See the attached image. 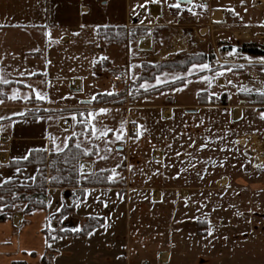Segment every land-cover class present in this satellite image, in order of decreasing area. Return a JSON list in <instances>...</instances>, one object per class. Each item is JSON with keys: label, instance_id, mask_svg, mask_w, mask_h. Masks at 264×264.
<instances>
[{"label": "crops", "instance_id": "0c3cea01", "mask_svg": "<svg viewBox=\"0 0 264 264\" xmlns=\"http://www.w3.org/2000/svg\"><path fill=\"white\" fill-rule=\"evenodd\" d=\"M177 3L0 0V85L15 84L9 94L0 86V181H33L37 167L19 170L11 162L33 152H61L77 115L85 114L91 133L76 145L95 154L79 163L80 175L110 170L111 180L121 182L83 190L48 187L39 196L43 209L28 215L16 210L0 223V264H238L247 255L246 241L230 232L241 221L242 205L256 210L247 222L262 224L257 210L264 183L249 182L247 173L264 178V118L238 97L264 95V58L234 45L264 44V0H190L171 7ZM103 29L146 34L110 44L99 36ZM209 52L215 56L210 64L165 72L153 83L183 78L181 86L135 95L128 111L92 105L99 94L117 93L113 76L134 79L142 64ZM200 80L189 98L176 96ZM201 92L217 102L199 105ZM216 111L245 125L234 143L219 145L215 121L201 117ZM129 122L138 127L135 135L127 136ZM233 146L240 156L245 149L263 156L259 170L246 171L240 157L239 171L248 176L240 184L230 176ZM90 219L98 223L90 225ZM87 227L84 236L47 240V233ZM257 239L252 231L250 241Z\"/></svg>", "mask_w": 264, "mask_h": 264}, {"label": "trees", "instance_id": "16d2710c", "mask_svg": "<svg viewBox=\"0 0 264 264\" xmlns=\"http://www.w3.org/2000/svg\"><path fill=\"white\" fill-rule=\"evenodd\" d=\"M146 34L145 29H135V33H126L123 29H106L100 32L99 36L110 44H120L129 39H135L138 35ZM115 36V37H113ZM240 53L253 57L264 58V44L256 43H236L234 45ZM233 46V47H234ZM232 46L230 48H233ZM215 59L212 52L207 54L192 55L179 54L172 60L155 65L142 64L141 73L136 79L139 86L144 82L153 83L158 76L165 72H186L192 65H208ZM184 83L183 78L159 85L147 91L155 93L164 90H170ZM1 88L10 89L15 86L14 83L0 85ZM124 94V93H123ZM123 94H99L92 100L93 106L119 105L124 103ZM208 95L201 92L197 96V102L200 105L216 103L215 98L210 97L205 103L203 98ZM241 99L246 100L248 105L256 106L264 116V95L261 93H239ZM78 125L75 126L74 134L69 138L68 144L64 150L58 153L53 152H33L25 160L11 162L10 166L19 170L35 166L38 168V174L33 181L19 184L16 181H0V223L11 218L13 213L18 210L23 215L31 214L37 209H43L44 203L39 196L45 195L48 187L55 189H64L69 187L86 188H106L119 185L121 182L112 181V171L96 172L92 175L81 176L79 173V163L84 160L92 159L95 150L86 151L76 145L77 139L89 136L91 133L90 124L87 115H77ZM52 160V163H49ZM80 191L79 194H81ZM93 226L98 223L97 220L90 219ZM91 230V227L79 231H59L47 233V240L52 241L64 236H84ZM201 233V235H205Z\"/></svg>", "mask_w": 264, "mask_h": 264}, {"label": "rangeland", "instance_id": "374dc122", "mask_svg": "<svg viewBox=\"0 0 264 264\" xmlns=\"http://www.w3.org/2000/svg\"><path fill=\"white\" fill-rule=\"evenodd\" d=\"M119 76H122V75H119ZM137 77H138V75L134 79L129 78V85L128 86L119 85V87L115 88L116 92H117L116 94H123L124 93L123 97H122L124 99V103L119 104V105L124 106L127 111L130 110L132 108V106L134 105V102H132V101L135 100L134 99L135 95L141 96L143 94H146L147 91H149L150 89H152L154 87H156V88L159 87V85H153V83L155 81L153 83L144 82V83L140 84L139 86H137V85H135ZM197 83L202 86L201 80L199 82L190 81L185 86L181 87L178 90V92L176 93L177 94L176 96L178 98H181L183 96L186 98H189L190 91H193V89H195L197 87ZM177 87H179V86H177ZM177 87H175V88H177ZM10 90H14V88L12 87V88H10ZM10 90L4 89L3 92L5 94H7V93L9 94ZM158 92H156V93H158ZM238 98L241 99V97H238ZM203 100L205 103L207 101V97H204ZM244 101H246V100H244ZM8 103H11V102L9 101ZM246 103H247V101H246ZM247 106H248V103H247ZM249 106H252V105H249ZM253 107H256V106H253ZM255 110L257 112L261 113L257 107ZM204 115L205 114H203V116H201V117H203L204 119H209L211 121H213V120L215 121V127L213 130L215 132V138H217V139L219 138V142H218L219 145H221L223 142H226V141L227 142L231 141L232 143H234V138L240 133L241 130L246 128L245 125L239 126L238 124H234V123L229 122L230 119H229L228 112H224V114H221L218 111H216V112H211L209 115L206 114L207 116H204ZM262 116H263V114H262ZM263 118H264V116H263ZM242 127H244V128H242ZM137 131H138V127L136 130V133H137ZM135 134H133V135H135ZM217 149L219 150L218 147H217ZM235 149L236 148H234V146H233L232 163H231L232 169H231V173H230L232 183L233 184H240L241 183L240 178H241V180H244L245 178L248 177L247 175L251 176V177H248L249 178L248 180L251 183H256L257 181H258V183H259V181H262L264 183V180H263L264 178L261 177V172L260 173L254 172L255 174L254 173L249 174V173L243 172V171L240 172L239 171V165L237 166V163L240 160V157H242L243 158L242 159V166H245V165H243V162L248 163V165L245 166V171L247 170V167L249 169H250V167H252L253 169L259 170V169H257L259 167L258 162L262 161V158H263L262 154H260L259 152L251 153L250 151H247L245 149L244 150V157H243V156H240L239 151L237 149L236 150ZM260 151L263 152L262 150H260ZM236 166H237L238 171L235 168ZM245 173H247V175H245ZM256 174H258V176ZM263 187H264V185H263ZM79 193H80V190L77 192V194H79ZM237 200L239 202H241V200H239V198H237ZM262 205H263L262 211L259 212L260 210H257L259 213L257 215L261 216V218H262L261 219L262 224H260V225L258 224L257 225L258 228H256V226H255L256 222H253L252 224L247 222L248 217L252 216L251 213H254L256 210H254V209L252 210L248 207H244V205H242L238 209L240 211L239 215L241 216L240 217L241 218L240 223L231 224L232 231L230 232V235H231L232 239L236 238L238 240L239 239L245 240L246 243H244L243 245H245L247 248H249V250L248 251L246 250V252H245V254H247V255L245 257L239 258V260L237 261L238 264H264V204H262ZM0 212H2L1 206H0ZM89 223H90V221L88 222V224ZM90 225H93L92 222L90 223ZM253 225H254V227H253ZM238 227L241 228V230H239ZM245 229H247V230H245ZM250 230H252L258 238L255 243L250 241L251 240V234H252V231H250ZM201 233H204V232H199V231L197 232V234L199 236H202ZM205 235H207V234H205ZM76 237H78V236H76ZM244 251L245 250L243 249V252Z\"/></svg>", "mask_w": 264, "mask_h": 264}, {"label": "built area", "instance_id": "2783aa9c", "mask_svg": "<svg viewBox=\"0 0 264 264\" xmlns=\"http://www.w3.org/2000/svg\"><path fill=\"white\" fill-rule=\"evenodd\" d=\"M112 81L118 85H123V86L129 85V77L126 74L122 75V76H119V75L113 76ZM136 130H137L136 124H134V123H128L127 124V129H126L127 136H131V135L135 134Z\"/></svg>", "mask_w": 264, "mask_h": 264}, {"label": "snow or ice", "instance_id": "6c2138e0", "mask_svg": "<svg viewBox=\"0 0 264 264\" xmlns=\"http://www.w3.org/2000/svg\"><path fill=\"white\" fill-rule=\"evenodd\" d=\"M171 7H175V8H179L180 7V3H177L175 5H171ZM102 135H106V131L101 133ZM121 137L117 136V139H120ZM80 229H75L74 231H79Z\"/></svg>", "mask_w": 264, "mask_h": 264}, {"label": "water", "instance_id": "95a60500", "mask_svg": "<svg viewBox=\"0 0 264 264\" xmlns=\"http://www.w3.org/2000/svg\"><path fill=\"white\" fill-rule=\"evenodd\" d=\"M178 2L181 4H189L190 0H178Z\"/></svg>", "mask_w": 264, "mask_h": 264}]
</instances>
